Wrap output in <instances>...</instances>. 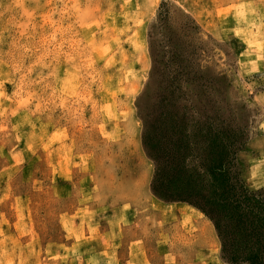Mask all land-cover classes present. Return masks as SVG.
<instances>
[{
	"label": "rangeland",
	"instance_id": "1",
	"mask_svg": "<svg viewBox=\"0 0 264 264\" xmlns=\"http://www.w3.org/2000/svg\"><path fill=\"white\" fill-rule=\"evenodd\" d=\"M152 150L264 190V0H0V264H225Z\"/></svg>",
	"mask_w": 264,
	"mask_h": 264
},
{
	"label": "trees",
	"instance_id": "2",
	"mask_svg": "<svg viewBox=\"0 0 264 264\" xmlns=\"http://www.w3.org/2000/svg\"><path fill=\"white\" fill-rule=\"evenodd\" d=\"M198 79L203 86V77ZM245 144L246 139L235 151L231 145L226 149L234 156ZM162 158L152 150L155 165L152 194L165 201L185 202L202 212L214 228L220 259L225 264H264V190L253 192L244 185L236 158L223 163L219 176L211 177L212 192L203 196L192 188L173 194L161 190L158 183L163 172Z\"/></svg>",
	"mask_w": 264,
	"mask_h": 264
},
{
	"label": "bare ground",
	"instance_id": "3",
	"mask_svg": "<svg viewBox=\"0 0 264 264\" xmlns=\"http://www.w3.org/2000/svg\"><path fill=\"white\" fill-rule=\"evenodd\" d=\"M200 224V223H199ZM193 234V233H192ZM207 241V240H206ZM197 252V251H196Z\"/></svg>",
	"mask_w": 264,
	"mask_h": 264
}]
</instances>
